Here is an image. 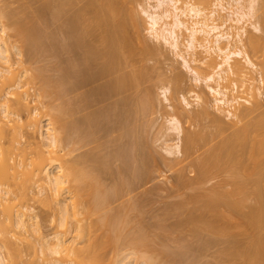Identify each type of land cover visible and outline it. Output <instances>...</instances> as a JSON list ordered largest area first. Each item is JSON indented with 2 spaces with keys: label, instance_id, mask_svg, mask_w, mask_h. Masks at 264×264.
I'll use <instances>...</instances> for the list:
<instances>
[{
  "label": "bare ground",
  "instance_id": "6f19581e",
  "mask_svg": "<svg viewBox=\"0 0 264 264\" xmlns=\"http://www.w3.org/2000/svg\"><path fill=\"white\" fill-rule=\"evenodd\" d=\"M134 1L48 0L46 26L41 18L27 22L12 20L13 36L32 57L44 47L43 36L50 38L49 30L56 21L61 22L64 37L57 44L51 39L53 45L49 42L45 47L50 50L57 47L72 56L64 61L66 66L60 68L59 77L41 80L48 95L57 96L51 104L57 110L53 113L54 120L59 123L57 129L48 117L42 124L45 129L39 126L45 149L37 147L29 154L22 153V159L16 163L11 162L17 150L14 141L10 138L0 142V201L15 202L26 195L22 190L26 179L18 180L23 174L28 175V181H42L58 197L57 229L53 235H44L32 209H28L33 211L31 214L18 210L14 219L10 215L7 216L12 217L10 220L3 217L4 220L0 219V264L22 263L24 251L12 237L21 239L18 236L27 235V240L33 236L32 232L38 235L44 264H105L107 261L128 264L125 259L130 253L120 258V251L127 246L135 252L150 253L148 256L142 253L146 255L142 256L143 263L154 264L163 256L167 264L170 261L188 264L189 258L185 257L190 243L175 242L174 233L190 234L196 239L207 235L223 238L229 243L224 255L240 260L237 264H264V103L259 100L264 95V0H154L153 4L149 0L148 4L140 5L147 18L149 35L173 48L176 56L194 72V80L205 82L217 110H226V117L236 119L229 126L218 113L209 117L211 110L205 105L204 94H196L201 109L192 115L186 110L182 113L183 119L197 125L194 121L212 118L215 132L209 134L200 128L184 132L182 120L172 115L167 130L175 133V142H165L171 161H166V156L158 154L157 149L153 151L145 140L154 95L142 85L153 78V70L145 60L153 55L154 48L143 44L147 42L143 38L139 40L143 48L140 46L138 51L139 46H133L129 25L138 34L141 29ZM0 24V31L5 33V24ZM247 24L252 31L247 30ZM16 50L19 56L23 55L21 49L16 47ZM0 60L7 65L0 69V110L9 123L13 120L16 124L22 120L17 109H28L29 105L23 95L11 100L10 91L4 92V87L11 88V81L17 82L19 70L11 69L10 51L1 34ZM120 62L129 64L130 72H124ZM192 62L194 68L190 65ZM23 63L21 59L20 64ZM250 68L256 69L258 77L249 75ZM174 75L169 80L178 90L182 75ZM155 78L159 80L155 84L168 79L164 75ZM250 79H257L261 84L255 88L248 85L242 90ZM14 85L19 87L20 81ZM167 90L165 87L163 91ZM45 91L40 94H46ZM183 100L190 109L185 96ZM242 101L248 105H241ZM180 106L176 103L171 108L179 110ZM34 111L27 115L26 126L37 124ZM8 122L3 125L0 120V139L13 135L5 128ZM109 137L117 146L114 150L101 154L105 148L102 142L103 146H93L73 155ZM201 150L202 155L198 153ZM184 154L186 157L182 159ZM60 157L62 164L57 163ZM161 160L169 170L179 171L177 188H193L198 192L185 193V199L182 192L180 199L184 200L167 205L164 215L149 224L142 218L143 214L147 216L142 200L136 202L128 196L138 186H147L153 166ZM45 161L49 163L44 164ZM18 165L22 166L21 170ZM189 167L196 173L191 179L185 173ZM54 168H59L58 173ZM217 176L223 179L202 192ZM15 188L22 193H17ZM249 194L257 204H247ZM168 240L177 243L175 248L168 246ZM211 242L206 240L203 247Z\"/></svg>",
  "mask_w": 264,
  "mask_h": 264
},
{
  "label": "rangeland",
  "instance_id": "374dc122",
  "mask_svg": "<svg viewBox=\"0 0 264 264\" xmlns=\"http://www.w3.org/2000/svg\"><path fill=\"white\" fill-rule=\"evenodd\" d=\"M47 1L48 0H0V23L5 24V27H6V32L3 33L2 31H0V34L3 36V38H5V40L7 42V46H8L9 51H10L11 63H12L11 69L19 70L18 73L20 74V75L17 74L18 76L16 77L17 82L20 81L19 87H16L14 85L17 82H15V80H13V81H11L12 83L10 82L11 88H8L9 85L7 84L8 86H6V88L4 87V89L6 91H4V89L2 91L8 92V90H9L10 92H9L8 98H10L11 100H14V98L19 96L20 94L23 95L24 97L27 98V102L29 105L28 109H20V110L17 109L16 112L20 114V116L22 117V120L17 121L16 124L12 123L13 120H12V122L9 123L8 120L6 118H4V116L2 115L1 110H0L1 124L4 125L5 122H8L10 125L9 124L7 125V123H6L7 126H5V128H7L8 131H10L9 133L13 134V135L9 134L10 136L8 135V138H1L0 142L6 141L7 139L10 140V138H11V140H13L15 143V147L17 149V150L15 149V150L18 153L17 154L16 151L14 150L15 152L13 153L14 154L13 156H15L14 157L15 160H14V158H11V162L19 163L20 159H22L21 154L22 153L29 154L33 148L42 147L43 149H45L44 148L45 146H42V137H41L40 131H39L41 128L45 129L42 127V124H44L46 122L45 119H48V117H49V121L53 122V124L55 123L57 129L59 126V123L55 122V120H54L55 119L54 114L57 112V110L53 109L52 104H51V102L53 103V102H56V100H57V96L55 95L56 93L54 94V92H53V94L56 96L55 99H54L55 96L51 97L52 94L50 92L49 93L51 95L50 94H49L50 96L48 95V93H47L48 91L46 92L42 87V84H43L42 78L45 79L46 77H50V76H52V77L58 76L59 77V75L61 74L60 68L62 66H64V67L66 66L65 65L66 63L64 61L72 56V54L69 55L63 51H61V52H63V53H61L60 48H57V47L55 49L52 48V50L53 49L55 50V51L54 50L52 51L48 47L47 48L45 47L46 44L47 45L49 44V42H50V44H52L51 39L53 40L54 44H57V42L59 43V41L64 37L63 36L64 34L60 30L61 22L59 23V21L58 22L56 21L54 23L55 26H52V28L50 26L51 31L49 30V33H51L53 35V38H51L52 37L51 34H50L51 35L50 38L43 36L44 47L39 52H37V55H35L33 57L28 53L27 48H25L22 45V42L20 40H18V38L16 36H13L14 32L12 30V26H13L12 20L15 18L22 20V22L30 21L33 18H41L46 22V20L48 19V10L46 7ZM148 1L149 0H135L134 1L133 4L136 7V10L138 11L139 16L141 18V20H140V22H141L140 28L141 29L139 31L140 33L138 34L136 32L135 28H133V26L130 24L131 26L129 25V28H132V30H133L132 31L130 29V33L132 31L133 34L130 35V33H129V36L131 38L133 46H134V44H135V46L137 45V47L139 46L138 48L135 47V50L137 48V50L139 51L140 46L143 44H146V46L149 45L148 47H151L152 49L154 48L153 49V51H154L153 55L151 53L150 56L149 55L147 56V57H149V59L145 60V63H147V66L149 67V65H150V67L153 70L151 72L152 73L151 75L153 78H151L149 81L145 82L142 85L144 88H148L150 90V92L152 90L151 95H152V93L154 95L153 96L154 102L151 106L152 110H151V113L147 117L148 122L145 126V128L147 129L146 134L148 135L147 136L145 134V137H146L145 140L147 141L146 144H149L153 151L157 149L156 151H159L158 154L161 153L160 155L163 154V156H166V161H171L172 158H169V156H167L166 151H165V147H166V143L172 144L175 142L174 141V139H175L174 134L175 133L172 130H167V127L169 126L168 121L172 115H178V117L182 120V123L184 125V132H186L188 129L196 130L197 128L203 129L204 132L207 131L206 133L215 132V128H214V126H212L213 123L211 122L212 118L207 119L208 121L206 119L202 120L201 122L194 121V123H199L197 125H193L191 123V121L187 122V123L184 121L182 113L185 114L186 110H187L188 114L190 113V115H192L198 109H201L202 105L198 101V99L196 98V94H198V93L202 94V95L204 94V96L206 98L205 105L208 108L210 107L209 110H211L210 111L211 114L209 115V117H213L214 114L218 113L217 115H219L220 117L221 116L225 117L223 119L226 121V123L229 126H232L236 119H234L233 117H230V118L226 117L225 116V114H227L226 110H221V111L217 110V106H215V102H214L215 100L213 99V95L211 94V92L207 88L205 82L204 81H198L197 82L194 80V72L191 70V68L188 65L184 64V62L182 61V58L176 56L173 48H171L170 46L165 45V44H160L159 42L155 41V39H153L152 36L149 35V33L146 30L147 26H148L147 18H146V15L142 13L141 8H140V5L148 4ZM150 2L153 4L155 1L151 0ZM23 14H25V15H23ZM31 16H33V17H31ZM47 23H48V21L46 22V24L44 23V25L46 26ZM49 25H50V23L48 24V26ZM48 26H47V29H50V28H48ZM0 27H1V24H0ZM247 30L252 31V27L250 24H247ZM262 33H258V34H262ZM46 34H48V33H46ZM181 34H182V32H181ZM134 35H135V37L133 38ZM141 39L143 41L145 40L144 42H146V41L147 42L142 44L141 43L142 41H139ZM181 39H182V36H181ZM133 41H135V42H133ZM137 42L139 45L137 44ZM238 46H241V45L238 43ZM16 47L23 51L22 56L18 55V53H17L18 51L16 50ZM141 47L143 48V46H141ZM56 49H59V50H56ZM142 55L144 56V54H141V56ZM187 56H188V59H191V55H187ZM137 58H142V57H138V55H137ZM238 58L240 59L241 57H238ZM21 59L24 62L22 65L20 64ZM219 60H220V57L217 58V61H219ZM119 65H120V68L122 67L124 72H130L131 68H130L129 64H121V62H120ZM190 65L192 68H194V66H195L193 62ZM6 66L7 65L0 60V69L3 67H6ZM57 69H59V70H57ZM17 70H16V72H17ZM248 71H249L250 76L255 77V78L258 77V73H257L256 69L250 68V69H248ZM21 74L23 75L22 77H21ZM33 74H36V75H33ZM37 74H41L42 76L38 77ZM174 74L179 75V76L182 75L180 85L178 86V90L174 89L175 88L174 84H172V82L169 80V79H171V77H173ZM156 75H158V76L164 75V77H167L168 79L166 78L167 80L163 81L164 83L163 82H160V83L157 82L155 84L154 82H156V80H157L155 78ZM34 76L35 77L37 76L38 78L37 77L35 78ZM18 77H19V80H18ZM55 77H53V78H55ZM35 79L38 82H35L36 81ZM157 81H159V80H157ZM260 84L261 83L257 79L256 80L250 79L249 81H247L245 83L242 90L246 89V87L248 85L255 88L256 86H258ZM11 85H13V87ZM151 86H153V87H151ZM163 87L164 88L168 87L169 90L164 92ZM242 90H240L241 94L243 92ZM40 91L41 92L45 91L46 94L43 95V93H42V95H41ZM176 91H178V92L176 93ZM244 95H246V94H244ZM183 96H185L187 101L191 104L190 109L188 108L189 106H186V103L183 100ZM247 96H249V95H247ZM166 97H168L169 99L167 100ZM251 98H252V96H251ZM52 99H53V101H52ZM259 100H261L264 103V95L259 96ZM208 102H210V105ZM176 103L178 105H181L179 107L180 111L177 110L176 108H174V109L171 108V106L176 104ZM241 103H243L241 105H246V106L248 105L244 101H242ZM182 107H184V108L182 109ZM32 111H34L36 114L35 119L37 120V124L31 125V126H26V124H25L27 122L26 117ZM36 111L38 113H36ZM213 112H215V113H213ZM53 124H52V126H53ZM199 125H200V127H199ZM10 126H13V127H10ZM39 126H40V129H39ZM230 130L225 132V134L229 133ZM211 133H209V134H211ZM111 138L112 137H109L107 139L102 140L100 143L93 144V145L85 147L81 150L75 151L73 153V155L80 153V152H83V150H87L90 147L102 145L103 144L102 142H104L106 149L104 148L102 151H100L101 154H103V152L105 153V150L107 152L112 151L115 148H117V146H116L115 142H113L111 140ZM166 140H167V142H166ZM215 141H213L211 144L215 143ZM211 144H209V145H211ZM152 146L153 147L155 146L154 149ZM147 147H148V145H147ZM18 149H20L21 151ZM108 149H110V150H108ZM182 150H183V153H185L184 142L182 143ZM18 151H20V152H18ZM27 152H29V153H27ZM202 152H203V150L199 151L198 153H201V155H202ZM33 154L34 153L32 152L31 155H33ZM46 156L50 157L51 155L46 154ZM184 156L186 157V154H184L182 156V159L184 158ZM163 161L162 160L160 162L158 161L156 163L157 165L155 164L153 166V168H152L153 171L150 173L152 175L149 174L150 176H148V179L146 180L147 186L144 185L145 187H143V186L139 187L137 185L138 188L136 186L137 189L134 190L128 196L129 198L136 200V202H140L142 200L141 202H143V204L145 205V210L148 213V214L147 213L145 214V215H147L146 217H144V214H143L142 218L143 219L146 218L144 221L147 220L146 223L150 222L149 224L153 223L156 218H159V216L161 217L164 215V214L162 215V212H164V210L167 209L166 208L167 205L178 202L179 200H184L187 196L186 194L189 195L191 192H193V193L198 192V191L197 192L194 191L193 188L192 189L181 188V190H180V188H177V186H176L177 175H178L177 172H179V171L178 170L175 171L174 169H171L172 171L169 170L170 167L167 166L166 163L164 164ZM60 162L62 164V158L61 157L57 161V163H60ZM45 163H49V162L45 161L44 164ZM118 164H119V161L114 163L113 166L114 165L117 166ZM19 165H18L19 170H21L22 166H19ZM54 167H55V165H54ZM154 167L155 168L158 167L157 170L154 169ZM192 168L193 167H189L187 169V171H185V173H187L186 174L187 177L189 176L188 178H190V179H191V177L193 178L196 174L193 170L194 168L193 169ZM54 169H55L54 172L58 173L59 168H54ZM190 169H192V170H190ZM220 177L221 176H217V178L215 177L214 180L212 179L211 183H208L207 184L208 186L206 185L207 188L209 186L213 185L215 181H216L215 183L220 182L223 179V177L222 178H220ZM24 179H26L25 180L26 186H25V188H22V190L26 193V195L22 199L17 198L15 202L12 200L0 201V219L4 220L2 218L7 217L8 215L13 216V219H14V217H16L14 215H16L15 213H17L18 210L23 211L27 214H31L34 211V213L37 214V220H39V225L41 227L42 233H44V235H48V234L53 235L55 233V230L57 229L56 223L58 222V219H59L57 195L55 194L54 191L51 190V188L49 186H47L46 183H43L42 181H38L36 183L34 181H31V180L28 181V175H26V174H23L18 180H24ZM106 181L108 182V180H106ZM109 183H110V180H109ZM111 184H112V181H111ZM41 187H43V188H41ZM228 187H230V186H228ZM207 188H202L201 191L202 192L203 191H205V192L209 191V188H208V190H207ZM15 189L17 190V188H15ZM41 190H42V192H41ZM226 190H230V188H226ZM18 192L22 193L21 189L17 190V193ZM181 193L185 195V196L183 195L184 199H180V198H183V197H181V195H182ZM247 198H249L247 200L248 205L257 204V201L254 199L253 195L249 194V197H247ZM28 209H32L33 211L28 210ZM156 214H157V217L154 216ZM159 214H161V215H159ZM150 216L154 217V218H150ZM7 218L9 219V217H7ZM7 218H5V219H7ZM10 219H12V217ZM6 221H8V220H6ZM51 233H53V234H51ZM36 234L37 233L32 232L33 236H30L31 235L30 234L29 235L30 238H28L27 240H26L27 235L26 236L25 235L24 236H22V235L18 236V237H21V239L13 238L14 236L12 237V240L13 241L16 240L15 243L17 242V245L20 246V249H22V252L24 251L22 253L23 254L22 261H21L22 263H20V264H44V263H42L43 262V259H42L43 255H42L41 250H40L41 249L40 244L37 242L38 239H36V238H38V235H36ZM179 235H182V234L181 233H174L173 234V240H175V242L177 240L178 242L180 241V242L190 243V245H189L190 249H189L188 254H187L188 257L187 256L185 257L186 259L189 258L188 261L190 263H188V261H187L188 264H237L238 262H240V260H232L229 257L224 255V252L226 251V248L229 246V243L223 238H216V237L214 238V237H210L207 235L203 239H198V238L196 239V238L190 236V234H189V236L188 235H186V236L182 235L184 237H182V236L180 237ZM23 237H25L24 240L22 239ZM208 239L212 240V242L203 247V244H205L206 240H208ZM169 242H170V244H169ZM173 242H172V240L171 241L168 240L166 243L168 244V246L175 248L177 243L174 244L175 242L174 243ZM128 253H130V255L128 256V258L125 259V262H127L128 264H149V263H143V257L142 256L143 255L148 256L150 253L141 252V251H137V250L135 252L133 250V248H130L129 246H127L120 251V258L124 254H128ZM142 253H145L146 255L142 254ZM162 257L163 256H159L156 259V262L154 264H165L164 263L165 257H163V258ZM171 263L176 264V263H174V261L169 262V264H171ZM105 264H118V263L115 261L114 262L107 261V262H105ZM166 264H167V262H166Z\"/></svg>",
  "mask_w": 264,
  "mask_h": 264
}]
</instances>
